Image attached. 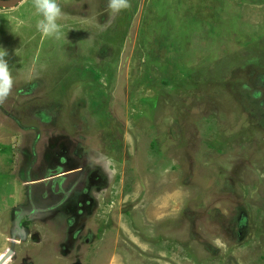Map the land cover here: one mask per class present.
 Here are the masks:
<instances>
[{"label":"rangeland","instance_id":"rangeland-1","mask_svg":"<svg viewBox=\"0 0 264 264\" xmlns=\"http://www.w3.org/2000/svg\"><path fill=\"white\" fill-rule=\"evenodd\" d=\"M57 2L60 39L37 31L33 0L0 8L4 264H264V0ZM73 151L67 170L106 182L80 240L40 223L39 244L14 239L25 188L43 207L48 169Z\"/></svg>","mask_w":264,"mask_h":264},{"label":"flooded vegetation","instance_id":"flooded-vegetation-1","mask_svg":"<svg viewBox=\"0 0 264 264\" xmlns=\"http://www.w3.org/2000/svg\"><path fill=\"white\" fill-rule=\"evenodd\" d=\"M67 155L68 154L66 153V156L61 159L63 166L53 165V168L56 169H48L46 175V177L49 178L48 180H50L51 176H58L54 178L55 180L48 181L45 185H43V207L39 209L36 208V195H32V186H30L29 189L24 187L27 189L26 193L24 194V197H26V200H28L26 204L27 206L21 205L16 208L18 209L17 217L15 216L16 227H20L21 234L27 231L28 236L30 234L33 242L35 243L39 244L42 241L41 237H39L40 232L38 230H33L36 232L31 233L32 230H30V226H34L36 223H40L41 225L52 224L55 226V231L59 234V230L61 239L63 237L62 242H58L60 245L67 244L71 246L75 242H78L80 240V236L78 235V232L73 234L72 230L78 229V227L82 225L84 228V225L87 224L85 220L87 218L88 212L85 208L88 204L89 196L91 192L92 198L93 194L99 196L103 191V183H106L103 181L104 179L101 175L103 173H101L102 170L100 168L99 173L96 171H93L92 173V171L89 170L88 175H86L87 171L85 170V167L82 166H78L74 171L67 170L65 168L66 164L74 163L75 165H78L76 163V159L80 158L76 151H73L69 157H67ZM96 176H98L97 179H95ZM58 182L60 184V191L55 193L54 188ZM91 189H94V191ZM62 196L63 198L60 200ZM39 200H41V197ZM59 202L60 205L63 206V209H60L58 206H56ZM52 203H55V205H50ZM25 207H27V210L24 211L22 208ZM40 209H43L44 213H39L41 211ZM21 216L25 217V219L22 220ZM23 222H25L26 225H23ZM57 226L60 227L57 228ZM17 235L19 237V234ZM64 239L65 243L69 241L70 244H65Z\"/></svg>","mask_w":264,"mask_h":264},{"label":"clouds","instance_id":"clouds-1","mask_svg":"<svg viewBox=\"0 0 264 264\" xmlns=\"http://www.w3.org/2000/svg\"><path fill=\"white\" fill-rule=\"evenodd\" d=\"M33 7L40 17L37 31L44 37L60 39L62 31L58 21L63 13L57 0H33ZM107 7L112 13H119L130 7V0H108ZM7 57L8 51L0 47V103L9 97L14 84Z\"/></svg>","mask_w":264,"mask_h":264},{"label":"water","instance_id":"water-1","mask_svg":"<svg viewBox=\"0 0 264 264\" xmlns=\"http://www.w3.org/2000/svg\"><path fill=\"white\" fill-rule=\"evenodd\" d=\"M24 0H0V8L2 9H12L18 7ZM14 254L13 249H8L0 260V264H4L8 258Z\"/></svg>","mask_w":264,"mask_h":264},{"label":"crops","instance_id":"crops-1","mask_svg":"<svg viewBox=\"0 0 264 264\" xmlns=\"http://www.w3.org/2000/svg\"><path fill=\"white\" fill-rule=\"evenodd\" d=\"M21 194V192L19 193V195ZM18 201V200H17ZM13 207H15V206H13ZM13 220V219H12ZM15 220H16V217L14 218V220H13V222L11 223V226H10V228L11 229H13L12 230V236H15V235H17V231H18V229H19V231H20V227L18 228V227H16V225H15ZM2 228V227H1ZM17 229V230H16ZM2 230L0 229V235L2 236V235H4V233L3 232H1ZM9 237L11 238V236L9 235ZM17 236H15V237H13L14 239L16 238ZM7 238V237H6ZM18 238V237H17ZM16 238V239H17ZM0 246H2V241H0ZM6 253V252H5ZM4 253V254H5ZM3 254V251L1 250V248H0V255H2ZM16 254V252H14V255ZM3 256V255H2Z\"/></svg>","mask_w":264,"mask_h":264},{"label":"bare ground","instance_id":"bare-ground-1","mask_svg":"<svg viewBox=\"0 0 264 264\" xmlns=\"http://www.w3.org/2000/svg\"><path fill=\"white\" fill-rule=\"evenodd\" d=\"M56 74H57V72H56Z\"/></svg>","mask_w":264,"mask_h":264}]
</instances>
